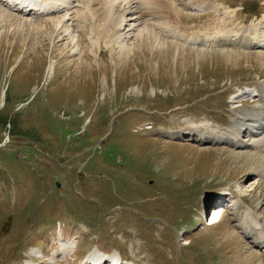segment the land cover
<instances>
[{"label": "rangeland", "instance_id": "1", "mask_svg": "<svg viewBox=\"0 0 264 264\" xmlns=\"http://www.w3.org/2000/svg\"><path fill=\"white\" fill-rule=\"evenodd\" d=\"M73 1L70 13L39 20L3 8L0 264H29L35 253L48 256L37 264H50L68 242L77 252L57 264H82L94 251L124 264H264L255 139L165 137L178 128L227 131L240 118L264 125V95L232 103L238 88L264 90V50L236 39L254 36L248 28L264 17V0H171L184 30L233 37L211 47L177 42L149 5L133 3L115 6L120 25L97 39V20L77 18L89 0ZM232 188L234 206L208 226L210 199Z\"/></svg>", "mask_w": 264, "mask_h": 264}, {"label": "bare ground", "instance_id": "2", "mask_svg": "<svg viewBox=\"0 0 264 264\" xmlns=\"http://www.w3.org/2000/svg\"><path fill=\"white\" fill-rule=\"evenodd\" d=\"M5 2H7V5H6L7 7L5 6ZM73 2H74L73 0H0V21L2 23H5V20L8 17L7 16L8 12L7 13L3 12L4 7H6L8 10L15 11L16 13H19L22 16L28 17L32 20L33 19L39 20L42 18H54L53 17L54 14L62 13L65 11L68 13L69 11H72L75 8L73 6ZM170 2H171V0H89V3L87 5V8L85 9L84 13L83 14L79 13L77 18L82 17L84 19V18H86V15H90L92 19H94L95 21L97 20L96 25H94V27H92V28L94 31L93 34H95V36H98L97 39H100L104 32L111 30L110 27H112L114 29L117 25H120V22L116 23L114 17L111 15V12L115 8V6L118 7L124 3H127V4L133 3L136 5L146 4V5H149L151 7V8H149L150 12L157 15V17L159 19H161V20L164 19L165 21H167V24H168L167 27L170 29L168 31V34L172 35V37L170 36V38H173L177 42L183 43V45H188V43H189V44H191L190 46L197 45V44H199L200 46H208V45L212 46V45H216V44H218V45L225 44V42H227L228 40L233 41L232 38L225 37V35L217 36L216 33H210L208 31L206 33H203L202 30H200V29H202V27L196 28L195 30H189V29L184 30L182 28V26L179 24L180 22H177L179 19L176 16L179 13L174 11V9L176 10L175 4L172 2L170 3ZM33 3L35 4V6L33 5ZM18 5H20L19 9L17 8ZM27 6H32V8L34 7L36 9V11L35 12H29L31 10V8L27 9ZM99 12H101V13H99ZM101 14L104 15L105 20H108L104 24H102V22H99V20H100L99 16ZM208 14H211V13H206V14H202V15H208ZM70 20H73L72 16H71ZM109 21H111V23H109ZM21 22H22V24L24 23V25H25V22L23 20H21ZM67 22H68L67 17L62 18L58 21L56 20L54 27H56V30H58V32L62 31L65 29V25L67 24ZM22 24H21V27H22ZM100 24L102 26H99ZM263 24H264V18L261 19L259 21V23L250 25V27L248 28V31L251 32V28L254 29L255 32L254 33L252 32L254 34V37H252L251 39H248V37H242L240 40V45L243 47H247V48L264 49V39L261 38V37H263V35L257 33L261 29H264ZM40 30H42V28ZM244 33H246V32H244ZM153 35H154V37H151V39L154 42L158 41L157 40L158 36L155 34H153ZM259 36H261L260 40H259ZM109 40L114 41V42L117 41L114 37H111V36H109ZM152 40H151V42H153ZM230 41H229V43H230ZM77 42L79 43V40ZM146 43H149V41L147 40ZM77 45L79 46V44H77ZM234 102L236 104L239 102L243 103L242 100H238V101H234ZM244 115H246V114H244ZM244 120H245V118H241L240 121H238L237 124L233 127V129H229L227 131H220L219 130L216 132L212 131V132L208 133V131H204L203 129L191 128V129L184 130L183 128H178L177 131L166 132L165 137L172 138V139H180V138L183 139V138H189L190 136L198 135V136H201L200 142H206L207 144L209 142H216V143H225V144L231 143L234 146H244V145L248 146L245 143V141L243 140V138L245 137L243 134H245L249 130V128H246L245 125L243 124ZM262 124L258 127H255L254 129H252L251 133L248 136L255 139L253 146L258 151L261 158L264 159V139L258 138L259 135L262 134L259 131H264V126ZM221 137H223V139L220 141ZM254 169H255L254 175L258 176V178L261 177L264 180V165H261V167L255 166ZM237 195H239V193H237ZM220 212L221 211H218L219 214L217 213L215 215V217L213 218L214 220H218V219L220 220L221 219L220 217H222L223 213H220ZM67 244L70 246L75 245L74 243H69V242L66 244H63L64 246L62 245L63 248H62L61 254L66 253L64 247ZM115 257H116V260H119L120 256H115ZM67 258H68V256H65L64 260ZM57 259H59V257ZM93 259H95V258L93 257ZM32 264H36V263H34V261H33ZM54 264H57V262H54ZM58 264H61V263H58Z\"/></svg>", "mask_w": 264, "mask_h": 264}]
</instances>
